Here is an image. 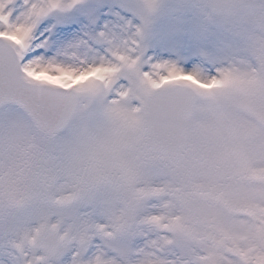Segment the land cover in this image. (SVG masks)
<instances>
[{"label": "snow or ice", "instance_id": "obj_1", "mask_svg": "<svg viewBox=\"0 0 264 264\" xmlns=\"http://www.w3.org/2000/svg\"><path fill=\"white\" fill-rule=\"evenodd\" d=\"M162 2L0 0V264H264V0Z\"/></svg>", "mask_w": 264, "mask_h": 264}, {"label": "rangeland", "instance_id": "obj_2", "mask_svg": "<svg viewBox=\"0 0 264 264\" xmlns=\"http://www.w3.org/2000/svg\"><path fill=\"white\" fill-rule=\"evenodd\" d=\"M130 1V0H128ZM177 0H163L162 8L169 9L176 6ZM187 10L184 13V24L178 32L171 30V20L167 17H160L159 14L153 16V23L148 32L146 47L150 49L151 55L155 56L157 49L164 53L165 59L180 58L186 63L185 57L181 55V49L185 45H190L193 48L200 49L205 46L215 45L222 46L227 40V29L222 25L215 24L209 26L207 33L201 34L198 27L199 16L196 14L194 4L186 6ZM156 24V28L152 33V27Z\"/></svg>", "mask_w": 264, "mask_h": 264}, {"label": "clouds", "instance_id": "obj_3", "mask_svg": "<svg viewBox=\"0 0 264 264\" xmlns=\"http://www.w3.org/2000/svg\"><path fill=\"white\" fill-rule=\"evenodd\" d=\"M215 24H219V25H222L223 27L227 28V23L223 18H217L213 25H215ZM252 27L254 29L258 28V26H256V25H253Z\"/></svg>", "mask_w": 264, "mask_h": 264}]
</instances>
